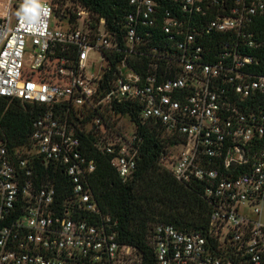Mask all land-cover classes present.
Wrapping results in <instances>:
<instances>
[{"label":"built area","instance_id":"obj_1","mask_svg":"<svg viewBox=\"0 0 264 264\" xmlns=\"http://www.w3.org/2000/svg\"><path fill=\"white\" fill-rule=\"evenodd\" d=\"M19 2L0 0V97L36 118L0 140V264H264V0ZM142 128L210 206L199 231L155 224L152 259L90 182L98 154L133 178Z\"/></svg>","mask_w":264,"mask_h":264},{"label":"trees","instance_id":"obj_2","mask_svg":"<svg viewBox=\"0 0 264 264\" xmlns=\"http://www.w3.org/2000/svg\"><path fill=\"white\" fill-rule=\"evenodd\" d=\"M81 1L101 13L111 11L112 0ZM35 118L32 107L0 97V140H6L11 146L23 145L32 133ZM140 133L144 143L131 180L123 182L108 158L98 154L97 170L90 182L104 212L118 220L120 242L138 247L152 259L147 240L155 224L167 223L183 230L199 231L208 222L210 206L200 190L179 183L160 164L164 145L158 135L143 128ZM40 171L43 176H51L49 170Z\"/></svg>","mask_w":264,"mask_h":264},{"label":"rangeland","instance_id":"obj_3","mask_svg":"<svg viewBox=\"0 0 264 264\" xmlns=\"http://www.w3.org/2000/svg\"><path fill=\"white\" fill-rule=\"evenodd\" d=\"M22 2L23 0H18V2ZM19 2V3H20ZM261 221H262V223L264 224V210L262 211V213H261Z\"/></svg>","mask_w":264,"mask_h":264}]
</instances>
